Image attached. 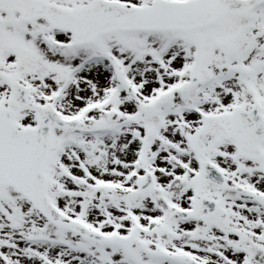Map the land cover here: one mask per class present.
Here are the masks:
<instances>
[{
    "label": "snow or ice",
    "instance_id": "snow-or-ice-1",
    "mask_svg": "<svg viewBox=\"0 0 264 264\" xmlns=\"http://www.w3.org/2000/svg\"><path fill=\"white\" fill-rule=\"evenodd\" d=\"M0 264H264V0H0Z\"/></svg>",
    "mask_w": 264,
    "mask_h": 264
}]
</instances>
